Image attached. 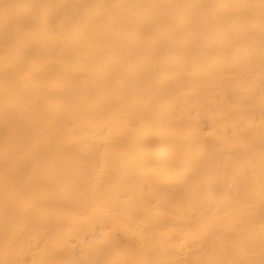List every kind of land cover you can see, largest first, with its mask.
<instances>
[{
  "label": "bare ground",
  "instance_id": "bare-ground-1",
  "mask_svg": "<svg viewBox=\"0 0 264 264\" xmlns=\"http://www.w3.org/2000/svg\"><path fill=\"white\" fill-rule=\"evenodd\" d=\"M0 264H264V0H0Z\"/></svg>",
  "mask_w": 264,
  "mask_h": 264
}]
</instances>
